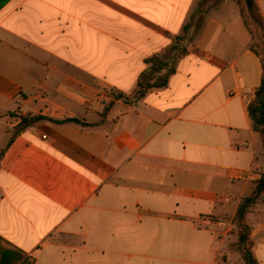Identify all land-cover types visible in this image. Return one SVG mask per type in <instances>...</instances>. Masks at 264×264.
Masks as SVG:
<instances>
[{
    "label": "crops",
    "instance_id": "crops-1",
    "mask_svg": "<svg viewBox=\"0 0 264 264\" xmlns=\"http://www.w3.org/2000/svg\"><path fill=\"white\" fill-rule=\"evenodd\" d=\"M199 1L0 4V264H245L233 218L264 169L262 62L237 0L171 51ZM153 56L174 71L137 98ZM30 115L47 119L19 132ZM247 221L264 264V193Z\"/></svg>",
    "mask_w": 264,
    "mask_h": 264
},
{
    "label": "trees",
    "instance_id": "trees-1",
    "mask_svg": "<svg viewBox=\"0 0 264 264\" xmlns=\"http://www.w3.org/2000/svg\"><path fill=\"white\" fill-rule=\"evenodd\" d=\"M5 1L6 0H0V4ZM220 1L222 0H200L197 11L191 15L189 21L183 28L182 34L173 36L174 42L171 45L170 50H179L180 55L185 54L187 52V48L183 46V43L189 37L190 32L192 30L197 32L199 30L205 14L211 8L215 7ZM237 1L241 5L244 21L254 37V41L250 47L260 56L262 62L263 73L261 84L256 91L255 98L248 106V113L252 120L254 129L260 133L264 145V17L255 0H253V5L251 7L243 5V0ZM146 63L150 65V68L149 71L142 73L140 76L138 87L135 91V96L137 98L144 97L150 90L167 86L170 75L174 71V68L170 67L169 61L165 57H149L146 59ZM163 71L166 72L163 73ZM42 119H47V117L43 115H30L28 117H24L18 131L20 132L27 126ZM63 121H76L87 124L77 118L57 122ZM263 193L264 169L261 177L255 182L253 191L239 204L233 218V224L238 234V240L233 242L231 247L241 254L245 264H261L254 251L252 228L247 221V216L251 209L257 204ZM34 261V258H28L23 264H34Z\"/></svg>",
    "mask_w": 264,
    "mask_h": 264
},
{
    "label": "water",
    "instance_id": "water-1",
    "mask_svg": "<svg viewBox=\"0 0 264 264\" xmlns=\"http://www.w3.org/2000/svg\"><path fill=\"white\" fill-rule=\"evenodd\" d=\"M248 7L253 5V0H245Z\"/></svg>",
    "mask_w": 264,
    "mask_h": 264
},
{
    "label": "rangeland",
    "instance_id": "rangeland-1",
    "mask_svg": "<svg viewBox=\"0 0 264 264\" xmlns=\"http://www.w3.org/2000/svg\"><path fill=\"white\" fill-rule=\"evenodd\" d=\"M243 5L247 6L245 0H243ZM171 62H174V59L173 58L171 59Z\"/></svg>",
    "mask_w": 264,
    "mask_h": 264
}]
</instances>
